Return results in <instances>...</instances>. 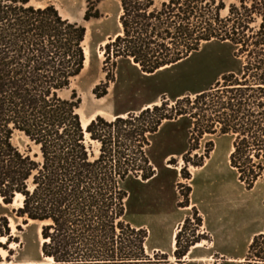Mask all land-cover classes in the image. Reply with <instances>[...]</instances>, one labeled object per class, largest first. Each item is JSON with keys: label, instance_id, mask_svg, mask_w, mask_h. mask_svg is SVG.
Returning <instances> with one entry per match:
<instances>
[{"label": "trees", "instance_id": "16d2710c", "mask_svg": "<svg viewBox=\"0 0 264 264\" xmlns=\"http://www.w3.org/2000/svg\"><path fill=\"white\" fill-rule=\"evenodd\" d=\"M99 2L86 1L85 22L100 17ZM119 2L121 32L104 46L108 82L119 58L153 75L213 42L231 45L243 61L193 99L178 96L173 105L162 101L111 121L97 115L84 129L79 96L62 92L83 69L86 27L52 4L0 0V200L10 205L22 197L15 212L42 224L41 252L54 264L151 262L146 230L125 219L127 186L155 177L144 149L163 122L187 118L198 137L232 135L230 166L247 189L264 172V0L232 3L225 17L223 0ZM99 87L96 98L107 94ZM16 133L28 141L25 150L13 142ZM85 134L99 144L97 155ZM1 220L9 245L16 240ZM247 260L264 264V231L252 239Z\"/></svg>", "mask_w": 264, "mask_h": 264}, {"label": "rangeland", "instance_id": "374dc122", "mask_svg": "<svg viewBox=\"0 0 264 264\" xmlns=\"http://www.w3.org/2000/svg\"><path fill=\"white\" fill-rule=\"evenodd\" d=\"M86 1L30 0L36 6L52 4L64 18L86 27L83 49L87 62L69 89L62 92L64 97L73 90L77 93L81 101L79 113L85 118L95 114L94 118L100 115L111 121L117 115L138 113L162 101L173 105L178 96L189 95L193 99L195 93L212 88L222 73L238 69L243 61L234 56L231 45L213 42L190 59L153 75L143 74L132 61L119 58L113 71L114 80L108 82L104 46L121 32L120 2L100 0V17L85 22ZM155 1L159 5L167 0ZM223 2L221 17L228 14L230 4H238L239 0ZM106 68L111 69L110 62ZM97 85L99 93L106 88L105 96L96 98L93 89ZM85 136L97 155L99 144ZM233 138L218 130L198 137L192 133L187 118L163 122L157 133L148 136L149 145L144 150L155 177L149 181L137 177L126 185L131 199L125 219L133 227L146 230L144 249L151 262L180 263L183 252L193 246L196 256L202 257L194 260L200 263L220 264L226 260L250 263L249 245L254 236L264 231V172L251 189L238 180L229 161ZM13 142L22 150L29 144L19 133L14 135ZM222 197H226L228 206L222 203ZM12 203L4 205L0 200V219H6L10 235L16 240L11 241L12 246L5 244L7 237L0 241V248L6 250L4 256L0 254V264L17 260L19 253L35 255L38 245L41 246L38 227L42 224L24 221L15 212L21 206L19 200ZM0 227L5 230L4 220L0 221ZM176 249L179 254H175Z\"/></svg>", "mask_w": 264, "mask_h": 264}, {"label": "crops", "instance_id": "0c3cea01", "mask_svg": "<svg viewBox=\"0 0 264 264\" xmlns=\"http://www.w3.org/2000/svg\"><path fill=\"white\" fill-rule=\"evenodd\" d=\"M222 203H224L226 206L229 205L228 201H226V197H222ZM138 228H141V227H137V229ZM173 237H175V233H173ZM174 239L175 238H173V240ZM173 240H172V243H173ZM194 248L196 247L191 246V248L183 256V261L180 263L168 261V262H163V263L139 262V263H123V264H208V263H200L194 260V259L202 258L198 256L199 254H197L196 256V254L193 252ZM40 251H41V246L39 248V245H38V252L35 255H27V254L24 255L22 253H19L17 254V257L19 256L20 258H18L17 260H10L7 262H2L1 264H54L53 261L49 262L45 260L46 257H43L42 252ZM191 254L195 256H192ZM220 264H254V263H244L242 262V260H226Z\"/></svg>", "mask_w": 264, "mask_h": 264}, {"label": "bare ground", "instance_id": "6f19581e", "mask_svg": "<svg viewBox=\"0 0 264 264\" xmlns=\"http://www.w3.org/2000/svg\"><path fill=\"white\" fill-rule=\"evenodd\" d=\"M84 54H85V49H84ZM87 54V53H86ZM87 62V57H85V60H84V65L85 63ZM77 113L80 115V120H81V124L83 126V128H86V125L94 118L95 114H92L90 117H87L85 118L84 116H82L80 113H79V108L77 109ZM96 114H99V112H96ZM17 200H19V204L21 205V200H22V197L18 194L16 195V197L14 198V201L12 204H14ZM29 222H33V223H36L35 221L33 220H29ZM39 224V223H38ZM41 227H38V233L40 234V245L43 241V239L41 238ZM6 240V237L5 236H0V241L1 242H4ZM175 242V239L173 240V243L174 244ZM13 244L10 243L9 246H12ZM197 245H200V243H198ZM0 254L2 256H4L6 254V250L4 249H1L0 248ZM45 260L49 261V262H52V259L51 258H45Z\"/></svg>", "mask_w": 264, "mask_h": 264}, {"label": "water", "instance_id": "95a60500", "mask_svg": "<svg viewBox=\"0 0 264 264\" xmlns=\"http://www.w3.org/2000/svg\"><path fill=\"white\" fill-rule=\"evenodd\" d=\"M115 36H116V35H115ZM115 36H114V37H115ZM84 129H85V128H84Z\"/></svg>", "mask_w": 264, "mask_h": 264}]
</instances>
